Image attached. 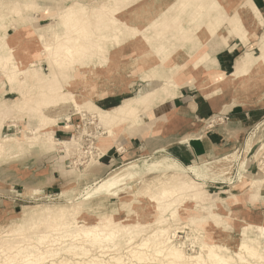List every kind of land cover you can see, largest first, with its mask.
I'll list each match as a JSON object with an SVG mask.
<instances>
[{"label": "rangeland", "instance_id": "1", "mask_svg": "<svg viewBox=\"0 0 264 264\" xmlns=\"http://www.w3.org/2000/svg\"><path fill=\"white\" fill-rule=\"evenodd\" d=\"M182 1L184 2L183 9L196 8L200 5L197 0ZM215 1H219L226 12L219 11L213 4ZM237 1L239 0H206L201 4V9L205 14L203 25L207 20H211L210 17H207L206 12L216 19L222 20V22L221 26H218L217 32H214L204 44L208 54L207 59L198 64L197 74L189 77L193 79V83L190 85L194 91L199 90L197 85L200 83V79H203V75H206L205 70L222 73L221 69L222 74H230L234 71L236 59L246 54L258 57L257 63L263 62V59L260 58L262 53L260 45L264 39V9L259 7V10L251 0H248L251 14L255 15L260 26L255 36L246 35L243 39L239 33H229L230 27H228V19L235 14L230 9ZM136 2L133 0H0V76L2 75L3 64L5 65L8 58V62H14L19 69L24 65L23 70L17 73L19 82L13 80L6 84L10 87L8 89L10 93L5 94L3 92L6 86L1 82L0 77V92H3L0 97L4 104L3 107H0V124L3 126L0 131V140L11 137L14 143L21 146V150L10 152L0 149V181H9L15 188L14 191L19 189L14 196L8 195L9 197L0 198L2 199L0 201V236L5 235V238H9L14 232L24 231L22 229L25 225L34 223L31 229L24 232L25 236L34 240L49 226L57 224V213L60 211H63L64 214L59 218L67 222L76 219L79 224L84 222L90 224L98 219L102 221L104 218H114L120 226L121 221L124 222L127 214H129V207L131 208L133 203L145 204L148 200L147 195L155 196L153 200L158 205L165 203L166 200L157 197L156 192L163 181L174 180L173 175H177L180 182L197 183L214 200L219 201L230 194L233 195L232 198L223 200L224 207L219 212L221 215L231 217L232 220L227 224L224 223L225 220L222 216L216 217L213 221L209 220L217 228L222 227L225 234L236 238L241 237L242 222L239 221L240 217H244L252 223V226L248 227V231H251L253 237L258 233L256 226L260 222L257 217L264 220V183L261 184L259 197L251 200L249 194L252 190L251 183L253 181L264 180V112L261 118L257 119L237 142L232 140L233 145L218 146L211 158L192 161L187 159V154L184 153L182 157L185 162L178 163L162 154H149L138 158V160L107 167L104 174H96L97 160L106 148L116 144L118 151L121 150V147L116 140L120 132L110 137L107 136L108 128L114 129L116 126L104 121V114L99 112L98 106L93 102V99L98 95L96 92L94 93V90L103 87V85L105 88L112 86L117 82H120L121 86L126 85L125 89L128 88L139 78L136 67L128 63L134 61L139 68L143 59L159 54L169 39L178 37L173 32L164 34L169 30L167 24L170 23L171 19L177 18L178 10L171 11V5L175 2L179 3V0H170L159 15L156 13L158 16H153V18L157 16L154 23V25L156 24L155 27L148 24L143 30L136 33L137 35L145 33L150 36L149 39L153 38V41L146 40V44L150 47L149 52L134 57L127 54L128 52L118 54L117 50H112L114 47H111L110 52L105 48L107 53L104 54L100 46H104L105 43L109 46L110 40L118 38V35H113V33L120 34L119 30H123L122 24L117 19V14L124 9H129ZM70 10H74L75 13L69 17L67 15ZM181 14L179 12L178 15L181 17ZM77 20L80 21L79 24H71ZM159 28L163 30L159 31ZM177 32L179 33V31ZM39 34L43 36L46 43L53 47L51 51L44 49ZM95 34L99 37H95ZM222 36L226 37V41H222ZM89 40L93 42V46L89 45L90 47L87 48L88 44H92ZM67 45L73 52L71 62L62 58L65 50L63 48ZM84 46L86 49L94 50L99 56L95 57L94 53H91L92 55H79L77 49H83L82 51L87 52ZM196 48L202 47L198 43ZM125 49L126 51L131 50L130 47ZM26 53L36 58V67H32L35 75L29 67L30 63L25 61L24 54ZM102 53L104 56L106 55L103 72L97 73V66H86L82 69L76 61L87 62L95 59L102 63L101 61L104 60L100 55ZM54 54L61 61L58 67L52 63ZM130 57L133 58L129 59ZM179 61L172 55L168 58L167 63L161 64L164 69L157 70L152 73L153 76L150 75L145 78L149 80L135 81V85H132L131 95H143L147 90V92L150 91L149 94L146 93L143 104L136 110L140 118L141 113L150 112L152 106L150 101L154 100L155 96L158 95V100L162 99L159 93L164 90V86L167 87L168 82L174 83L175 73L178 71L175 64ZM262 66L264 68V62ZM87 68L90 71L88 74H84ZM183 71L185 72L186 69ZM113 73L117 76H112ZM44 74L52 77L54 74V78L50 77L51 86L45 84L47 80L43 78ZM96 75L99 76L96 77ZM262 75H264V69ZM57 77L59 81L55 79ZM72 81L78 82L79 85L85 84L88 87L91 92L87 97L90 98L88 101L80 99L81 94L83 97L87 93L79 85V88L70 86ZM21 83L25 85L22 92L19 91V88L22 87ZM88 89L86 91H89ZM44 91L51 94L58 92L59 94L57 93L56 96L65 93L69 99L63 97L62 102L55 103L57 105L45 107L38 104L39 97ZM24 92L32 97L31 104L27 107H23L22 93ZM252 92L247 93V95H235L231 89L222 92L219 88L214 90L207 88L204 93L201 92L207 98L209 97L208 99L213 104L218 105L216 108L223 107L222 111L220 110L222 113L217 112L215 116L211 117L207 125L224 128L229 117L223 111L230 108H240L237 104L262 106V111H264V87L254 93ZM76 96L77 98H74ZM5 97L14 99V101L9 104L4 99ZM72 98L80 102L78 106H75ZM15 102L21 103L17 110L13 109ZM68 112L77 114L76 123L83 115L90 124H87V129L84 127L76 128L77 124H74L73 131L65 140H74L76 145H73L68 151H62L63 149L58 145L59 140L51 139V144L45 142V136H53L51 130L55 124L43 126L41 118L45 116L57 120L59 116ZM93 113L96 117L90 120ZM100 116L103 118H99ZM125 122L128 123V127L131 125L129 124L131 121L128 120L118 126L123 127ZM83 128L84 132L94 131L93 144H88V146L95 145L94 147H98L97 155L89 159L85 157L86 154L82 155L80 152L86 145L80 150V137H77V135L81 136V129ZM81 138L83 140V136ZM77 149L79 150L77 151ZM32 158L35 159L32 160ZM31 167L33 169L38 167V170L33 173ZM49 169L51 171L55 169L56 172L63 175L64 184L61 187H50L46 192L41 188L21 191L22 187L18 184L22 180L29 178L31 174L38 176L47 173ZM73 208H78V211L69 215V211ZM167 213H165L166 217L169 216ZM234 214L236 216H233ZM142 218L141 215L138 221L140 222L139 227L131 231L135 240L148 237L152 241L155 239L152 235L162 231V233L173 234V243L182 244L186 253L193 254L199 251L197 245L203 231L199 229L198 234H196L194 228L195 226L199 227L200 218L190 222L188 217L179 215L178 221H171V224L173 223L172 229L176 228L168 231L159 230V226ZM122 235L120 236L121 240L120 237L115 238L119 245L122 244V237L126 236V233ZM223 244L234 250L228 241ZM113 251L115 252V250Z\"/></svg>", "mask_w": 264, "mask_h": 264}, {"label": "bare ground", "instance_id": "2", "mask_svg": "<svg viewBox=\"0 0 264 264\" xmlns=\"http://www.w3.org/2000/svg\"><path fill=\"white\" fill-rule=\"evenodd\" d=\"M133 1L137 2L129 9H124L117 14V19L122 24L123 30H119L120 34L117 32L115 34L113 33V35H118V38L116 40H110L109 46H107L106 43L104 46H100L104 53H107V51L110 52L109 49L111 47H114L112 50H117L118 54L128 52L127 54L134 57L138 56V54L142 55L150 51V47L146 44V40L153 41V38L149 39L150 36L145 33L143 35H137L136 33L143 30L148 24H151V27H155V18L170 0ZM197 1L200 5L196 8L183 9L184 2L182 0H179V3L175 2L171 5V11L178 10L177 18L171 19L170 23L167 24L169 30L164 34L166 35L173 32L176 33L178 37L169 39L167 45L164 46L159 54L147 57L141 61L138 71H144V73L149 74L143 76V79L150 75L153 76L152 73L157 70L161 71V69H164L161 64L167 63L168 58L173 55L180 61L175 64L178 71L175 73L176 79L174 83H167L168 90L176 91L183 84L193 83V79L189 77L196 75L199 68L198 64H201L203 60L207 59L208 54L205 51L204 44L211 38L214 32H217V28L221 26L222 22V20L216 19L206 12L207 17H210L211 20H207L203 25L205 14L201 9V4L206 0ZM213 4L219 11L226 12L219 1H215ZM230 11L235 12V14H233L232 18L228 19V27H230L229 33H239L243 39L246 35H256L259 30L260 22L253 13L251 14L248 0L237 1ZM179 12L182 13L181 17L178 15ZM74 13V10H70L67 16H73L72 14ZM155 15L157 16L153 18ZM172 28L174 30H171ZM160 30L163 29L159 28V31ZM177 31H179V33ZM95 37H99V35ZM39 38L43 43L44 49L46 51H51L53 47L45 42L41 34H39ZM222 41H226V37L222 36ZM198 43L202 48H196ZM126 47H130L131 50L126 51ZM260 47L262 50L260 58H262L264 62V39ZM105 48L107 51L104 50ZM63 49L65 50L62 58L71 62L70 59L73 57L71 48L67 45ZM24 56L26 63H30L29 67L31 69L32 67H36L35 57L28 53L24 54ZM52 58V63L58 67L61 64L60 59L56 54H54ZM131 58L133 57L129 59ZM8 59L6 63L9 64H3L1 69V82L4 84H9L13 80L19 82L17 73L23 70L24 65L19 69L14 62H8ZM258 60V57H253L250 54L239 56L236 59L234 71L230 74H222V71V73H219L205 70L204 72L206 75H203V79H200V83L197 87L202 93H204L207 88L213 90L219 88L222 92L231 89L235 95H247V93L252 91L256 92L264 87V75H262L264 69L262 66L263 62L260 63V61L257 63ZM212 64L209 65L212 66ZM183 69H186V71L184 72ZM89 71L90 70L87 68L84 74H88ZM32 72L34 75L36 74L34 69H32ZM99 72H103V67H98L97 73ZM52 75V78H54V74ZM97 76L99 75H96V77ZM71 83L70 86H73V88H79L78 82L72 81ZM20 85L23 88L20 87L19 91L22 92L25 85L22 83ZM79 86L83 87V90L87 93L83 97L81 94L80 99L88 101L90 98L87 97L91 93L90 90L85 84ZM86 89L89 91H86ZM147 91L146 93L149 94L150 91ZM146 93H143V95L139 94L125 101L117 108L104 110L98 107L99 112L104 114V116L102 115L104 121L112 126H116L114 129L108 128V137L121 132L122 129L118 125L124 121H131L129 127L141 124V118L138 116L139 113H136V110L143 104ZM22 94L24 100L23 107H27L31 104L32 97L26 95V92ZM74 98H77V96ZM72 101L75 106H78L80 103L73 98ZM20 105L21 103L15 102L13 104V109H19ZM3 106L4 104L0 97V107ZM76 112L79 113V111ZM91 116L90 120L96 117L95 113L91 114ZM102 116L99 118H103ZM41 120L43 126H50L56 123V120L50 117L43 116ZM51 139L58 141L54 136L51 137L48 135L44 138L45 142L49 144H51ZM13 141L11 137L0 140V149L5 152L21 150L20 144H16ZM58 145L63 149L62 151H68L73 145H76V141L59 140ZM85 145H87V143H85ZM82 146L80 140V150ZM94 146L87 147L95 150L92 155H88L89 158L97 155L96 150H98V147ZM78 150L79 149H77V151ZM80 152L82 155L86 154L84 151ZM173 178L174 180L170 182L168 180L163 181L156 192L157 197L166 200L165 203L158 205L153 200L155 196L150 197L147 195L148 200L145 204L133 203L132 207H129V214H127L124 222L121 221L120 226H118V221L114 218H104L102 221L98 219L96 222L90 224L86 222L79 224L76 219L67 222L59 218L64 214L63 211H60L57 213V224L49 226L47 230L36 236L34 239L35 241L24 234L25 230L31 229L34 226V223L25 225L22 229L24 231L22 232H14L11 236L15 237H11L10 234H8L10 237L5 238V235H2L0 236V264L17 262L23 264H264V220H262V218L257 217L260 223L256 226L258 228V233L254 237L251 231H248V227L252 226V223L244 217H240L241 219H239V221L242 222L241 237L236 238L227 235L222 231V227L217 228L211 221L221 216L225 220V224L232 220L231 217L221 215L219 212L223 210V200L230 199L233 195L230 194L219 201L214 200L211 196L207 195L205 193L206 191L200 188L197 183L187 181L180 182L177 175H173ZM262 183H264V180H255L251 183L252 190L249 194L251 200L261 195ZM77 209L78 208L71 209L68 214H74V212L78 211ZM166 212H168V217L165 215ZM141 215L143 216L142 219L151 221L154 225L160 227L159 230L164 229V231L172 229L173 223L171 224V221H178L179 215L188 217L190 222L199 220L198 218H200L199 227L194 225L196 234H198L199 229L203 231V234L198 240L197 248L199 251L193 254L186 253L182 244L173 243V234L162 233V231L154 235L151 234L155 237L152 241H150L148 237L135 240V236L131 231L139 227L138 224L140 222L138 221ZM233 216L236 215L234 214ZM124 233H126V236L122 237V244L119 245L115 238L123 236L122 234ZM119 239L121 240V237ZM225 241H228L234 250L225 246V244H223ZM113 250H115V252Z\"/></svg>", "mask_w": 264, "mask_h": 264}, {"label": "crops", "instance_id": "3", "mask_svg": "<svg viewBox=\"0 0 264 264\" xmlns=\"http://www.w3.org/2000/svg\"><path fill=\"white\" fill-rule=\"evenodd\" d=\"M251 1L259 10V7L264 9V0ZM73 23L79 24L80 21H73L71 24ZM90 43L92 44H88V46H86L87 48L90 47L89 45L93 46V42ZM94 49H96V47H94ZM82 50L83 49H77L79 55H90L94 53L95 57L99 56V54L95 53L92 49L85 48L87 52ZM104 54H100L104 59L101 61L102 63H99V61L95 59L87 62L82 60H80V62L79 60L76 61L82 69L86 66L99 67V64L100 66L102 65L101 67L105 68L104 63L106 55L104 56ZM128 64L136 67L139 78L135 81L144 82L149 80L142 78L148 75V73L138 71L137 63L131 61ZM220 71L222 70L220 69ZM112 76L116 77L117 74L113 73ZM50 77L52 76L48 74H44L43 76V78L47 80V83H45L47 86H51L52 84ZM55 79L59 81L58 77ZM135 81L132 85H135ZM132 85H129L128 88L125 89L126 85L121 86V83L117 82L106 88L104 85L103 87H98L94 90V93L96 92L98 95L93 99V102L96 106L104 110L117 108L125 101L137 96L130 94L131 91H133V88H131L133 87ZM4 86L6 87L3 92L5 94L10 93L8 90L10 88L9 85L5 84ZM196 90L194 91L190 84H183L176 91L168 90V87H165L164 90H161V93H159L162 97L161 100H158V95L155 96L154 100H149L152 106L150 112L141 113V124L128 127V123L125 122V125L120 127L122 130L116 140L117 143H120L121 150H116V144H112L106 148L102 156L97 160L98 165L96 174H104L107 167L118 163L124 164L131 160H138V158L149 154H162L178 163L185 162L182 157L184 153L187 154V159L192 161L195 159L201 161L211 158L218 149V146L233 145L232 140L237 142L241 135L245 134L247 130L253 126L254 122L261 118L264 112L262 111V106H243L236 103L240 108H230L223 111L229 117L224 124V128L217 126L210 127L207 124H209L211 117L215 116L217 112H221L223 107L219 109L216 108L218 105L213 104L211 100L208 99L209 97L207 98L199 90ZM3 92H0V95ZM57 93L58 92L51 94L44 91L39 97L38 104H42L45 107H52L62 102L61 99L63 97L64 99H69L68 95L65 93L61 94V96H56ZM4 99L9 104L14 101V99L9 97H5ZM77 118L78 116L76 113L74 114V112H68L59 116L51 130L54 138L57 140L67 139L70 132L73 131ZM2 128L3 126L0 124V131ZM34 159L35 158H32V160ZM37 170L38 167L34 168L32 172L35 173ZM48 171L49 172L38 176L31 174L29 178L22 180L18 184L22 187L21 191L41 188L46 192L50 187H61L64 184L63 175L56 172L55 169L52 171L49 169ZM42 181L43 183L41 184ZM14 189L15 188L9 181L1 180L0 198H6L10 195L14 196L19 190L14 191ZM0 201H2V199H0Z\"/></svg>", "mask_w": 264, "mask_h": 264}, {"label": "built area", "instance_id": "4", "mask_svg": "<svg viewBox=\"0 0 264 264\" xmlns=\"http://www.w3.org/2000/svg\"><path fill=\"white\" fill-rule=\"evenodd\" d=\"M80 117L81 118H79V121L76 123L77 124L76 128L84 127L85 129H87V127H86L87 124H90L89 120L84 118L83 115H81ZM84 128L81 129V132L83 130L82 135H81V136H83V140H82L81 136L77 135V137H80V140H81L83 146L85 145V141H86V143L89 142V143H87L85 148H83V146H82L83 149L81 148L82 151L86 152V156L85 157L89 159L88 155H92L94 153V151H95L94 149L87 148L88 144H91V143L93 144V141H94L93 140V132L94 131H86V132H84Z\"/></svg>", "mask_w": 264, "mask_h": 264}]
</instances>
